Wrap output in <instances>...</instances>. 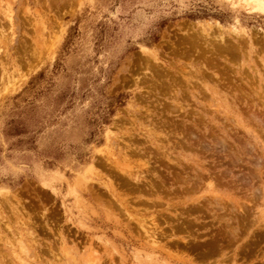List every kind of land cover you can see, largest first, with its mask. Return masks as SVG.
Returning <instances> with one entry per match:
<instances>
[{"label":"rangeland","instance_id":"374dc122","mask_svg":"<svg viewBox=\"0 0 264 264\" xmlns=\"http://www.w3.org/2000/svg\"><path fill=\"white\" fill-rule=\"evenodd\" d=\"M256 1L0 0V264H264Z\"/></svg>","mask_w":264,"mask_h":264},{"label":"bare ground","instance_id":"6f19581e","mask_svg":"<svg viewBox=\"0 0 264 264\" xmlns=\"http://www.w3.org/2000/svg\"><path fill=\"white\" fill-rule=\"evenodd\" d=\"M246 0H244V2H245ZM264 1V0H263ZM248 2V1H247ZM262 0H257L256 1V5H255V7H254V9H259L260 7H261V5H262ZM165 72V71H164ZM185 137V136H184ZM194 144V143H193ZM132 145V144H131ZM132 148V147H131ZM132 154V153H131ZM131 177V176H130ZM219 180H220V178H219ZM229 182V181H228ZM221 183V182H220ZM197 207H199V206H197ZM238 209V208H237ZM242 209V208H241ZM240 209V210H241ZM235 211V210H234ZM190 213V212H189ZM191 214V213H190ZM252 214V213H251ZM188 215V214H187ZM243 216H244V214H242ZM192 216V215H191ZM239 216V215H238ZM241 216V215H240ZM254 216V215H253ZM190 217V216H189ZM196 217V216H195ZM252 218V217H251ZM256 218V217H255ZM259 218V217H258ZM198 219H199V217H198ZM254 220V219H253ZM255 221H256V219H255ZM239 222V221H238ZM260 225V224H259ZM235 226V225H234ZM262 226V225H261ZM231 227V226H230ZM256 228V227H255ZM259 228V227H258ZM261 228V227H260ZM263 229H264V227H263ZM232 230V229H231ZM233 234V233H232ZM259 236V235H258ZM217 239V238H216ZM222 239V238H221ZM258 245V244H257ZM254 246V245H253Z\"/></svg>","mask_w":264,"mask_h":264}]
</instances>
